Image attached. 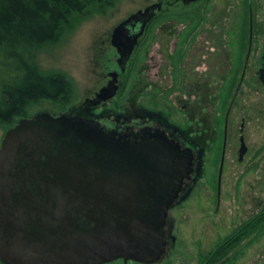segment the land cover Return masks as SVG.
Here are the masks:
<instances>
[{
	"label": "water",
	"instance_id": "obj_1",
	"mask_svg": "<svg viewBox=\"0 0 264 264\" xmlns=\"http://www.w3.org/2000/svg\"><path fill=\"white\" fill-rule=\"evenodd\" d=\"M162 6L153 3L113 27L110 44L121 72L146 23ZM108 76L77 109L115 95L117 72ZM259 79L264 84V68ZM92 125L67 114L41 112L5 132L0 143L1 263L152 261L162 251L160 226L174 197L167 191H176L188 176L189 159H182L180 173L173 177L160 148L112 143Z\"/></svg>",
	"mask_w": 264,
	"mask_h": 264
},
{
	"label": "rangeland",
	"instance_id": "obj_2",
	"mask_svg": "<svg viewBox=\"0 0 264 264\" xmlns=\"http://www.w3.org/2000/svg\"><path fill=\"white\" fill-rule=\"evenodd\" d=\"M202 1L169 6L167 3L172 0H108L92 7L86 13L76 14L71 27L56 42L44 46L37 59L38 66L43 72H62L66 75L69 81L67 92L56 101L46 98L34 100L26 108V114L15 116L11 122H0V143L4 133L21 120L41 112L52 116L66 114L80 105L85 98H91L106 84L107 74L117 69L115 60L118 54L110 44L113 27L130 14L153 3L162 2L161 10L147 25L134 49L126 71L121 76V85L115 97L106 100L107 102L100 107L83 109L80 115L86 118L98 116L99 119L106 120L110 114L118 115L126 110L133 112L134 109L140 111V108L145 107L148 111L161 113L160 117L165 122L172 121L177 124L183 140L188 137L187 129L190 130L188 127L191 121L205 122L209 128L197 133L198 139L208 141L204 147L206 159L211 164L215 156L218 160L219 150L214 143H210L215 140L212 129L214 130L216 123L218 124L221 119L218 92L222 80L232 74L234 68L230 67V62L237 60L242 64L245 58L248 34L247 3L244 2L246 0H242L239 9L236 5L241 0ZM205 2H208L206 6ZM252 4L254 35L251 39L252 50L243 91L244 97L253 103V110L257 111L248 116L249 121L243 133L246 135L247 144L253 150L254 146L264 145V86L254 75L257 59H260L264 52L261 44L264 40V0H253ZM191 14L203 17V23L198 27L193 40L189 42L190 45L182 60L183 86L186 91L179 94L171 77L174 62L170 52L175 42L187 43L185 40L188 29L193 27L189 19L192 17ZM241 15L244 19L240 18L239 21ZM237 28H246L247 32L246 39L244 37L238 51L235 34L230 35L228 32ZM190 104L194 107L192 115ZM236 116L238 114L233 115ZM233 139L234 136L228 138L226 151L228 163H232L235 156V151H232ZM258 155L264 156V148ZM210 166L202 177L203 191H215L213 181L217 169L216 165L214 168ZM262 166L264 162L261 163L256 177L255 194L258 202L259 200L264 202ZM232 170L236 175L240 169ZM234 175L233 172H225L223 189L227 192L236 187ZM249 182V176H245L240 184L242 189L240 192H249ZM225 204L228 208V200ZM213 229L216 228L209 226L206 234L213 236L212 233L216 231ZM180 235L187 234L181 230ZM252 256L255 257L242 258L231 264H264V234L259 236L256 254Z\"/></svg>",
	"mask_w": 264,
	"mask_h": 264
},
{
	"label": "flooded vegetation",
	"instance_id": "obj_3",
	"mask_svg": "<svg viewBox=\"0 0 264 264\" xmlns=\"http://www.w3.org/2000/svg\"><path fill=\"white\" fill-rule=\"evenodd\" d=\"M183 1L178 0L173 5L178 3L188 5L196 3L199 0ZM241 1L236 5L239 6V9L244 0ZM244 2L247 3L248 15L246 54L242 64L237 60L230 62V67L234 68L232 74L223 79L219 87L218 98L221 119L218 124L216 123L214 130L212 129L215 140L214 142H210L217 146L219 152H216L219 155L218 160H216L215 156L212 164L204 155V147H206L208 141L205 139L199 140L197 135V133L209 128V125L205 122L193 123L191 121L189 127L187 125L190 128V130L187 129L188 137L186 140H183L177 124L172 121L165 122L160 117L161 113L157 114L156 112L148 111L145 107L143 109L140 108V111L134 109L133 112L126 110L118 115L110 114L106 120L99 119L98 116L86 118L80 115V113L85 108L100 107L107 101H102L93 106H82L79 109L75 107L66 113L71 117L91 121L93 124L91 128L109 138L112 143H125L127 145L145 143L160 148L167 154L171 162L173 177L179 175L182 159H189L188 176L181 181L179 187L175 189L176 191H167L168 194L170 192L173 193L174 197L167 208L165 219L160 226L164 235L163 249L157 258L152 261L117 258L100 264H231L242 258L253 259L255 257L252 254H256L258 238L264 234V202L261 200L258 202L255 194V191H257L256 177L258 169L261 163L264 162V156H259L258 153L262 152L264 145L262 144L259 147L254 146L252 150L247 144L246 135L243 133L249 121L248 116L257 111V109L253 110V103L244 97L245 93L243 91L249 56L252 50L251 39L254 35L253 0H246ZM207 3L205 2V6ZM157 12H155V15ZM242 15L244 16V13ZM242 15L241 17L239 16V21L240 18L244 19ZM191 16L189 19L193 27L188 29L185 40L187 43L175 42L170 52L174 62L171 77L176 90H179V94L186 91V88L183 86L184 70L182 69V60L190 45L189 42L193 40L198 27L203 23V17H196V15L192 14ZM152 19L146 23L138 41ZM228 32L230 35L235 34L234 39L238 42V51L244 37L246 39V28L230 29ZM261 44L264 47V40ZM129 60L122 72L116 62L117 69L113 71L117 72L119 86L115 95L120 88L121 76L125 73ZM256 63L257 68L254 70L255 78L264 86L259 79V71L264 68V52H262L260 59H257ZM108 80L109 76L107 82ZM95 93L91 98L94 97ZM254 106L256 107V105ZM189 108L192 115L194 112L192 104L189 105ZM234 114H238V116L233 117ZM89 127L85 126V128ZM67 132L68 129H65L64 134ZM233 136L232 151H235V156L232 163H228L226 158L228 138ZM210 164L213 168L216 165L217 169L216 178L215 180L213 179L215 191H203L204 186L202 185L204 182L202 177L204 171L209 169ZM232 168H239L240 170L234 175ZM262 169L264 172V166H262ZM225 172H233V175L236 177V187L229 192L223 189ZM245 176H249L250 181L248 193L240 192L242 191L240 184ZM262 182L264 184V175ZM226 200L229 202L228 208L225 204ZM209 226L216 228L213 229L216 230L212 233L213 236L206 234ZM181 230L187 235H180ZM255 258H257V255Z\"/></svg>",
	"mask_w": 264,
	"mask_h": 264
},
{
	"label": "trees",
	"instance_id": "obj_4",
	"mask_svg": "<svg viewBox=\"0 0 264 264\" xmlns=\"http://www.w3.org/2000/svg\"><path fill=\"white\" fill-rule=\"evenodd\" d=\"M107 1L0 0L1 123L26 114L34 100L56 101L64 96L68 78L62 72H43L38 53L71 27L76 14Z\"/></svg>",
	"mask_w": 264,
	"mask_h": 264
}]
</instances>
